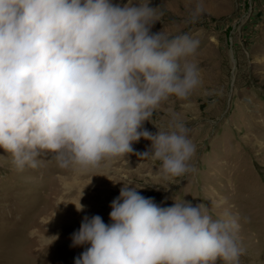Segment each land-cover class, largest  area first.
Instances as JSON below:
<instances>
[{
	"label": "clouds",
	"instance_id": "9594fccd",
	"mask_svg": "<svg viewBox=\"0 0 264 264\" xmlns=\"http://www.w3.org/2000/svg\"><path fill=\"white\" fill-rule=\"evenodd\" d=\"M155 9L149 0H0V148L17 170L52 153L60 169L84 173L141 138L151 141L141 158L160 161L164 180L192 170L196 147L182 120L141 130L163 102L186 101L201 85L190 59L199 41L151 34ZM201 12L197 3L190 22ZM129 185L111 202L110 224L82 220L72 244L90 247L74 264H238L237 215L213 220L184 200L162 208Z\"/></svg>",
	"mask_w": 264,
	"mask_h": 264
},
{
	"label": "rangeland",
	"instance_id": "374dc122",
	"mask_svg": "<svg viewBox=\"0 0 264 264\" xmlns=\"http://www.w3.org/2000/svg\"><path fill=\"white\" fill-rule=\"evenodd\" d=\"M110 2L123 7L139 0ZM197 3L202 12L193 23ZM149 7L159 17L151 34L199 41L190 59L200 87L186 101L163 102L141 129L155 135L168 131L174 117L182 120L196 147L192 170L164 180L161 162L140 156L151 149L144 138L133 143L134 152L84 173L60 169L52 153L38 156L35 168L17 170L0 148V264H74L90 245L73 246V233L85 217L110 224V205L123 184L162 208L184 200L203 204L213 220L225 210L237 215L238 264H264V0H149Z\"/></svg>",
	"mask_w": 264,
	"mask_h": 264
},
{
	"label": "bare ground",
	"instance_id": "6f19581e",
	"mask_svg": "<svg viewBox=\"0 0 264 264\" xmlns=\"http://www.w3.org/2000/svg\"><path fill=\"white\" fill-rule=\"evenodd\" d=\"M186 120H187V119H186ZM135 146H136V145H135ZM135 148H136V147H135ZM133 152H134V151H133ZM107 160H109V159H107ZM104 163H105V162H104ZM106 163H107V162H106ZM107 164H108V163H107ZM138 164H139V163H138ZM139 165H140V164H139ZM120 166H121V165H120ZM98 168H99V167H98ZM113 169H114V168H113ZM113 169H112V170H113ZM114 170H115V169H114ZM114 170H113V171H114ZM120 170H121V169H120ZM103 175H104V174H103ZM109 175H110V174H109ZM114 175H115V174H114ZM106 176H107V175H106ZM104 178H106V177H104ZM112 179H113V177H112ZM107 181H108V180H107ZM105 182H106V181H105ZM27 237H28V236H27ZM32 238H33V237H32ZM35 253H36V252H35ZM33 254H34V253H33ZM35 256H36V255H35ZM33 258H34V257H33ZM36 259H37V258H36ZM33 260H34V259H33ZM31 263H32V262H31Z\"/></svg>",
	"mask_w": 264,
	"mask_h": 264
}]
</instances>
